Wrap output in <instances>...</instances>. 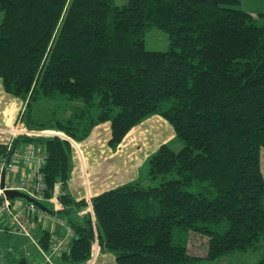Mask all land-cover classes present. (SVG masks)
Instances as JSON below:
<instances>
[{
	"label": "trees",
	"instance_id": "16d2710c",
	"mask_svg": "<svg viewBox=\"0 0 264 264\" xmlns=\"http://www.w3.org/2000/svg\"><path fill=\"white\" fill-rule=\"evenodd\" d=\"M0 11L5 90L26 100L30 128L65 135L44 139L45 196L68 176L69 139L98 122L110 121L116 146L159 114L181 143L151 152L144 179L92 197L93 216L73 214L84 199L58 195L68 236L35 235L45 250L64 239L55 264L85 263L95 240L118 264H204L263 247L264 12L238 0H0ZM151 26L167 32L166 49L145 46ZM40 99L64 115L39 122L31 107ZM194 234L205 237L204 256L189 251ZM239 264H264V252Z\"/></svg>",
	"mask_w": 264,
	"mask_h": 264
},
{
	"label": "crops",
	"instance_id": "0c3cea01",
	"mask_svg": "<svg viewBox=\"0 0 264 264\" xmlns=\"http://www.w3.org/2000/svg\"><path fill=\"white\" fill-rule=\"evenodd\" d=\"M238 2L241 7L252 12L264 11V3L259 9L252 10L246 5L244 0H238ZM246 2H256V0H246ZM257 6L254 5L255 8ZM32 115L39 122L52 121L39 120L36 113L34 114L33 112ZM27 116L26 100L17 94L5 90L0 77V143L4 144L6 148L11 145L10 151L32 146L46 157L44 139L53 135L61 137L65 135L61 131L53 128H30L27 123ZM161 120L163 119L159 114L147 116L132 126L116 146H112L109 142L111 135L109 120L95 124L89 135L84 139H69L71 153L68 176L65 182L59 180L55 183L50 196H45L43 193V197L38 201L42 203L44 208L35 205L39 210L29 214V224L33 233L39 237L43 231L50 230L54 236H68V233L64 235L66 227L61 213L63 206L58 199V195L61 193L69 194L74 200L84 199L87 203V206L83 209H73L75 216L80 217L85 210L89 211L93 216L92 197L123 182L136 179L147 156L166 141L164 139L158 141L157 147H153L150 141L145 142L144 146L146 150H141L138 136L142 131V127L146 126V123L149 121L160 123ZM13 128H17L18 131L13 132ZM131 139L134 140L132 144L130 142ZM172 139H174V134ZM134 151L141 153L142 156L139 157ZM128 158H130V161L132 158V162L129 165L131 167L128 166ZM34 169L35 166L32 164L17 163L13 170V175L16 177H31L34 174ZM27 202L30 201L27 200ZM27 202L21 204L18 211H24V205ZM12 203L11 200V206ZM60 225L63 227H60ZM0 228V232L4 234L15 232L14 230L12 231L6 214L0 217ZM21 236L24 240V246L0 247V258L2 254H7L8 257L5 259L6 264H46L42 250L37 247H32L29 239L24 235ZM94 246H97V248L95 257L93 258ZM103 252L105 250L100 249L97 242L93 243L90 258L83 264H95V261L97 262ZM110 253L112 254V252ZM109 260L111 264H118L113 254Z\"/></svg>",
	"mask_w": 264,
	"mask_h": 264
},
{
	"label": "rangeland",
	"instance_id": "374dc122",
	"mask_svg": "<svg viewBox=\"0 0 264 264\" xmlns=\"http://www.w3.org/2000/svg\"><path fill=\"white\" fill-rule=\"evenodd\" d=\"M125 1L126 0H114L116 4H122ZM244 1L246 5L250 7L252 10L259 9V7L261 5L263 6L264 3V0H256V2H249V3H247L246 0ZM254 5H258L257 8H255ZM1 18H2V12L0 11V20ZM144 42H145V46L148 49L164 50L169 46V39L167 32L155 26H151L145 31ZM32 112L34 114L36 113V116L39 120L41 119L54 120L64 115V110L59 103L56 104L55 102L46 99H40L33 102ZM159 116L163 119L161 120L160 123L149 121L148 123H146L145 127H142V131L138 136L140 143L139 147L141 150H146L144 146L145 142L150 141L153 147H157V142L162 139L166 140L165 142H169L170 146L175 150L180 147L181 143L179 141H176L175 139H172L174 133L170 121L162 115ZM132 141L134 140L133 139L130 140L131 144ZM134 153L137 154L139 157L142 156L141 153L139 152L134 151ZM128 159H129V163H128L129 166L132 162V158L131 161L130 158ZM259 160H260L261 172L264 177V146H260L259 148ZM139 176L142 179H144L146 176V167H144V165L139 170ZM11 200L13 202L11 208L13 209V211L17 213H20V211L18 210L20 209L21 204L27 202L25 198L19 196L12 197ZM21 235L22 234L17 232H11L10 234H4L0 232V246L2 248L8 246L11 247L24 246V240ZM95 242L97 241L95 240L94 243ZM204 244H205V237H201L194 234V236L189 238V251L204 256L206 253V247L204 246ZM31 246L35 247L32 244ZM96 248L97 246H94L93 258L95 257ZM263 252H264V244L263 247L251 249L248 251H233L231 253L223 255L222 257H220L215 261H211V262L205 261L204 264H239L241 262L250 263L261 257ZM111 256L112 254L109 251H105L99 256L97 262L95 261V264H111V261L109 260ZM7 257H8L7 254L5 255L2 254L0 258L1 259L0 264H6L5 259Z\"/></svg>",
	"mask_w": 264,
	"mask_h": 264
},
{
	"label": "built area",
	"instance_id": "2783aa9c",
	"mask_svg": "<svg viewBox=\"0 0 264 264\" xmlns=\"http://www.w3.org/2000/svg\"><path fill=\"white\" fill-rule=\"evenodd\" d=\"M17 132V128L12 129ZM28 131V130H27ZM11 145L7 146L8 152L0 156V183L2 172H4V185L0 186V217L4 214L9 219L11 229L17 233L26 236L35 247L42 250L44 259L49 264H55L53 255L60 254L63 246L64 239H54L50 244L48 250H45L38 243L35 234L33 233L29 224V214L36 212L38 209L34 203L27 202L24 205V211L17 213L11 208V199L6 196L5 189H17L27 192L37 200L43 197L45 183L42 177L41 167L45 162V156L36 148L30 146L25 149L11 150ZM17 163L32 164L35 166L34 174L31 177H16L13 175V170ZM26 211V212H25ZM1 229V228H0ZM68 232L71 230L68 228Z\"/></svg>",
	"mask_w": 264,
	"mask_h": 264
},
{
	"label": "water",
	"instance_id": "95a60500",
	"mask_svg": "<svg viewBox=\"0 0 264 264\" xmlns=\"http://www.w3.org/2000/svg\"><path fill=\"white\" fill-rule=\"evenodd\" d=\"M4 185V172H2V178H1V183L0 186ZM5 194L8 197H15V196H19V197H23L26 200L34 203L35 205L44 208V206L42 205V203L40 201H38L36 198H34L33 196L29 195L27 192L21 191V190H17V189H5Z\"/></svg>",
	"mask_w": 264,
	"mask_h": 264
}]
</instances>
